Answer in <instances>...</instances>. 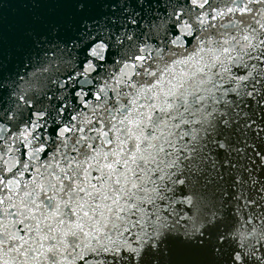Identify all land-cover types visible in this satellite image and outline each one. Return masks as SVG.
<instances>
[{"label":"snow or ice","instance_id":"snow-or-ice-1","mask_svg":"<svg viewBox=\"0 0 264 264\" xmlns=\"http://www.w3.org/2000/svg\"><path fill=\"white\" fill-rule=\"evenodd\" d=\"M72 2L0 58V264H264V0Z\"/></svg>","mask_w":264,"mask_h":264}]
</instances>
